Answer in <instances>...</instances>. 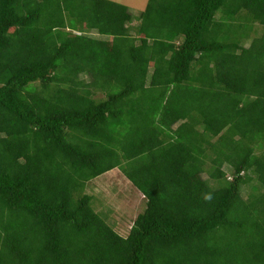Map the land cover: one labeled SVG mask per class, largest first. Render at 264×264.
<instances>
[{"label":"trees","instance_id":"obj_1","mask_svg":"<svg viewBox=\"0 0 264 264\" xmlns=\"http://www.w3.org/2000/svg\"><path fill=\"white\" fill-rule=\"evenodd\" d=\"M132 10L0 0V264H264V0Z\"/></svg>","mask_w":264,"mask_h":264},{"label":"rangeland","instance_id":"obj_2","mask_svg":"<svg viewBox=\"0 0 264 264\" xmlns=\"http://www.w3.org/2000/svg\"><path fill=\"white\" fill-rule=\"evenodd\" d=\"M130 4L135 14L140 13L145 0H118ZM103 96L102 94H99ZM208 178L207 174H204ZM92 181V194L96 196L98 211L107 210L109 220L115 223V228L122 234H126L133 224L134 219L145 210L146 202L141 194L138 195L133 186L124 177L120 170H113L99 179ZM103 202V203H102ZM145 202V203H144Z\"/></svg>","mask_w":264,"mask_h":264}]
</instances>
